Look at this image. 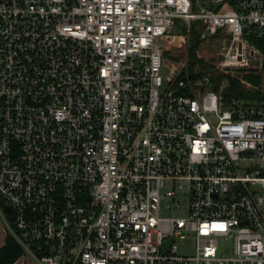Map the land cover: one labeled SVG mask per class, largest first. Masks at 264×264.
I'll return each instance as SVG.
<instances>
[{"label": "built area", "instance_id": "built-area-1", "mask_svg": "<svg viewBox=\"0 0 264 264\" xmlns=\"http://www.w3.org/2000/svg\"><path fill=\"white\" fill-rule=\"evenodd\" d=\"M181 24L228 36L223 68L264 63V0H0V213L25 264H264V96L168 76Z\"/></svg>", "mask_w": 264, "mask_h": 264}, {"label": "rangeland", "instance_id": "rangeland-1", "mask_svg": "<svg viewBox=\"0 0 264 264\" xmlns=\"http://www.w3.org/2000/svg\"><path fill=\"white\" fill-rule=\"evenodd\" d=\"M195 31L198 35L199 43L195 49V56H191L189 48L192 45V32ZM205 29L202 25L193 24L189 29L181 24L178 30H175L177 34L176 41H166L165 44V58L171 63L172 67H169L168 76L173 75L175 72H179L181 69L184 72V68H188L193 59L197 60L194 67V74L197 75H210L213 80V85L218 86L222 83V80L227 78L230 86V77L235 76L243 78L244 75L258 76L259 82L257 85L252 84L248 78L242 79L243 89L245 94L251 96L256 94V91H260V94L264 96V63L262 66L256 67L254 64L250 66H239L223 68L220 64L225 60V54L230 43L226 34L218 32L214 35L203 37ZM167 52V54H166ZM203 61V62H202ZM186 63V66H184ZM225 89L227 91L228 87ZM260 95V97H262ZM256 98V97H254ZM173 205L171 198L164 197L162 200L161 214L165 216H185V210L173 211L166 207V205ZM174 207V206H172ZM2 226V228H1ZM5 222L0 213V232H4L6 236L9 234L7 228H5ZM181 252L191 253L194 250V239L191 236H179L175 241ZM232 242L230 240H222L220 242L221 252L228 254L232 251ZM15 264H25L24 257L19 258Z\"/></svg>", "mask_w": 264, "mask_h": 264}, {"label": "trees", "instance_id": "trees-1", "mask_svg": "<svg viewBox=\"0 0 264 264\" xmlns=\"http://www.w3.org/2000/svg\"><path fill=\"white\" fill-rule=\"evenodd\" d=\"M191 38H192V45H190L189 51L191 56H195V49L197 48L199 43L198 35L195 31L192 32ZM252 41L256 44H261L259 43V40H257V38H252ZM196 62L197 60L193 59L192 62H190L189 64V71L191 73L194 72V67ZM172 64L173 63H171L167 58H165L166 66L172 67L173 66ZM243 78L245 79L248 78L249 81L254 85H257L258 82L260 81L258 76L247 77L246 75H244ZM243 78H239L235 76L230 77V86L226 91V97H228V99L234 97L235 98L247 97L252 99H255L254 97H256V99H260L261 98L260 91H256L257 93L252 94L251 96L245 94L242 85ZM21 254H22V248L20 247V245L16 242V240L12 236L7 235L5 244L0 248V264H14L20 258Z\"/></svg>", "mask_w": 264, "mask_h": 264}, {"label": "crops", "instance_id": "crops-1", "mask_svg": "<svg viewBox=\"0 0 264 264\" xmlns=\"http://www.w3.org/2000/svg\"><path fill=\"white\" fill-rule=\"evenodd\" d=\"M2 228V226H1ZM6 228V227H5ZM6 234L4 232H0V248L5 244V241H6ZM17 262V261H16ZM15 262V263H16ZM14 263V264H15Z\"/></svg>", "mask_w": 264, "mask_h": 264}, {"label": "water", "instance_id": "water-1", "mask_svg": "<svg viewBox=\"0 0 264 264\" xmlns=\"http://www.w3.org/2000/svg\"><path fill=\"white\" fill-rule=\"evenodd\" d=\"M7 211H10L11 210V207L10 206H7L6 208H5ZM170 242V241H169ZM168 242V243H169Z\"/></svg>", "mask_w": 264, "mask_h": 264}]
</instances>
